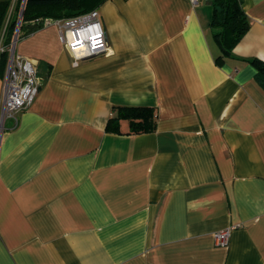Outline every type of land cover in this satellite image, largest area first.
Listing matches in <instances>:
<instances>
[{"label":"crops","instance_id":"crops-1","mask_svg":"<svg viewBox=\"0 0 264 264\" xmlns=\"http://www.w3.org/2000/svg\"><path fill=\"white\" fill-rule=\"evenodd\" d=\"M240 4L230 55L212 0H103L107 55L76 60L53 25L17 40L40 84L4 122L0 264H264V87L247 60H264V0ZM118 105L152 107L154 130L106 131Z\"/></svg>","mask_w":264,"mask_h":264},{"label":"trees","instance_id":"trees-1","mask_svg":"<svg viewBox=\"0 0 264 264\" xmlns=\"http://www.w3.org/2000/svg\"><path fill=\"white\" fill-rule=\"evenodd\" d=\"M103 0H0V76L3 77L8 57L7 46L17 29V38L42 27L44 18H63L97 7ZM19 20V21H18ZM211 26L223 55H230L234 45L249 28L240 0H212ZM256 68V78L264 87V60L247 59ZM128 122L129 133L151 132L155 128L154 109L141 105L113 106L105 130L120 133L119 122Z\"/></svg>","mask_w":264,"mask_h":264},{"label":"built area","instance_id":"built-area-1","mask_svg":"<svg viewBox=\"0 0 264 264\" xmlns=\"http://www.w3.org/2000/svg\"><path fill=\"white\" fill-rule=\"evenodd\" d=\"M192 6L200 0H188ZM19 21V20H18ZM57 27L64 48L76 59H86L107 55L109 51L105 31L99 12L96 8L86 12L63 18H44L42 27ZM17 29L10 44L7 62L3 75V89L0 99V144L5 129L4 122L8 118L16 119L15 114L28 108L33 102L39 88L40 78L35 63L29 58L15 52ZM4 47L0 43V51ZM230 227L217 231L214 240L217 245L227 246Z\"/></svg>","mask_w":264,"mask_h":264},{"label":"rangeland","instance_id":"rangeland-1","mask_svg":"<svg viewBox=\"0 0 264 264\" xmlns=\"http://www.w3.org/2000/svg\"><path fill=\"white\" fill-rule=\"evenodd\" d=\"M206 2V1H205Z\"/></svg>","mask_w":264,"mask_h":264}]
</instances>
